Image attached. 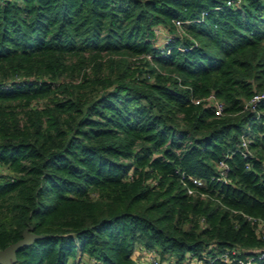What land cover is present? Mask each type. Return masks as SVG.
<instances>
[{"label":"trees","instance_id":"trees-1","mask_svg":"<svg viewBox=\"0 0 264 264\" xmlns=\"http://www.w3.org/2000/svg\"><path fill=\"white\" fill-rule=\"evenodd\" d=\"M259 91L264 0H0V249L36 235L9 264H264Z\"/></svg>","mask_w":264,"mask_h":264},{"label":"built area","instance_id":"built-area-1","mask_svg":"<svg viewBox=\"0 0 264 264\" xmlns=\"http://www.w3.org/2000/svg\"><path fill=\"white\" fill-rule=\"evenodd\" d=\"M239 2H240V0H226V3L228 5H234V4H237ZM175 23L177 26H180L181 20L175 19ZM154 31H155L154 36H155L156 43L159 44V43H163V42L165 43L166 41H168L169 37L166 33L165 28L162 25H156L154 28ZM261 99H264V91H259V92L253 93L252 96L244 102L243 109H248L251 111H257L256 105H257V102L260 101ZM192 100L195 103L205 102V103L211 104L217 115H221L224 112L223 101L220 98H218L217 95L213 91H210L209 93H207L206 95H203V96L193 97ZM248 141H249V139L247 138L245 133L242 134L240 137V145L242 147L241 150H242V153L244 155L249 154ZM216 166L221 173L220 176L225 178L226 172L228 170L227 162L224 159L218 160V162L216 163ZM192 179L196 183L201 182V180L197 177H193ZM259 224L262 228H264V220L259 221ZM236 251H237L236 247H234L230 250L226 249L225 251L219 253L216 256V258H220L226 264H231L233 260H236L242 264L243 263L244 264L252 263V259H253L252 256H247L245 258L237 256V255H236V257L230 256V253H235ZM138 254L141 255L139 260H136L137 257H135V261L138 264H163L158 249H156L154 247L145 248L143 246H139V252L137 253V255ZM188 255H189V257L187 259V261H188L187 264H204L203 258L200 257L199 255H195L193 253H189ZM262 255H264V250H260V256H262ZM167 259H168L167 264H175L173 257H170V258L167 257Z\"/></svg>","mask_w":264,"mask_h":264},{"label":"water","instance_id":"water-1","mask_svg":"<svg viewBox=\"0 0 264 264\" xmlns=\"http://www.w3.org/2000/svg\"><path fill=\"white\" fill-rule=\"evenodd\" d=\"M34 236H36V235L33 234V233H28L26 231V229H25L23 231V236L20 239H18L16 241H14L13 243L9 244L7 247H5L3 249H0V263L9 264L10 259L15 257L16 249L20 245L28 242Z\"/></svg>","mask_w":264,"mask_h":264},{"label":"rangeland","instance_id":"rangeland-1","mask_svg":"<svg viewBox=\"0 0 264 264\" xmlns=\"http://www.w3.org/2000/svg\"><path fill=\"white\" fill-rule=\"evenodd\" d=\"M159 254H160V253H159ZM140 256H141L140 254H138V255L135 254V257H137L136 260H139V259H140ZM160 256H161V255H160ZM85 258H86V256H84V259H85ZM161 259H162V263H163V264H167V260H168V259H167V256H166V255H165V256H161Z\"/></svg>","mask_w":264,"mask_h":264}]
</instances>
